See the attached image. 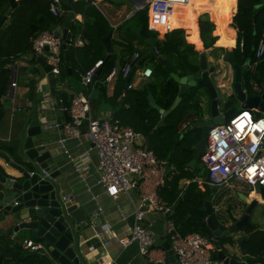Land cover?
I'll use <instances>...</instances> for the list:
<instances>
[{"label": "crops", "instance_id": "1", "mask_svg": "<svg viewBox=\"0 0 264 264\" xmlns=\"http://www.w3.org/2000/svg\"><path fill=\"white\" fill-rule=\"evenodd\" d=\"M92 2H95V4ZM78 3L82 4V10H77ZM191 3H193L194 6L198 4L204 5L208 3V0H189V2L185 5L190 6ZM72 5H74V9H72V24L76 25L77 31L74 35L72 34L71 41L73 43L74 39L79 37L86 41L87 44L82 47H74L72 44L70 45L69 53L71 63L73 58L76 61L71 67L72 75H69L67 72L66 65V72L68 75L67 79L60 81L59 76L57 77L56 90L67 93L68 103L73 94L82 91L80 76L77 77V75L83 73L86 62H90L95 58H98L99 60L101 57L106 58L107 53L105 52V47L102 44L103 37L112 34L111 55L115 54L117 56L115 67L120 68L131 56L128 55L126 56V59H123L121 55L122 50L129 44L130 38L132 36V33L130 34L129 29H133L132 26L139 24L136 19L137 14H132L134 3L130 12V14H132L131 16L124 12V9L127 7L118 4L116 0H77L73 1ZM179 9L185 8L178 6L173 9L172 14L168 18L169 28L172 29V31L175 29L183 30L185 40V31L192 32V37L190 36L188 42L186 41V43L192 46V49L198 53V58L200 53H205L206 62L209 67L215 68V72L210 74L209 77L216 89L219 100L218 106L222 108L224 102L231 94L230 84L234 78L232 65L227 62L229 52H233L235 63L238 64L236 54L234 53V50L236 49L237 34L236 31L231 27L232 20L236 12V1L231 0V3L226 9L227 13L224 16L214 19L209 13H203L199 15L196 18L197 24L194 29H183L184 22L182 21V18L179 14ZM190 10L193 11L192 8ZM197 11L198 10L194 9V12L197 13ZM202 15L208 16L207 20L213 24L211 36L217 38L213 46L207 49L204 47V43L200 35L202 30ZM173 16L178 20L177 23L173 22ZM222 19L225 23L223 33L221 31ZM64 21L65 19L56 26L62 28ZM8 22L9 19H7L5 23ZM213 22L220 24L219 33L221 35V39L218 35H216V25ZM197 27L199 30V41L202 45L200 50L195 49V29ZM159 31H161V29H159ZM223 34L226 37L227 45H222ZM117 37L118 40H116ZM99 38L101 39L103 49L100 48L99 44L96 42V39ZM220 40L221 42L218 44ZM132 43L136 49L134 52H138L140 54L138 67L136 70L141 71L144 68L152 69V67L148 66L141 68V70L138 69L142 64L139 63V61L146 53L150 51V47L148 50L144 51L142 45L139 44L141 42L138 38H133ZM255 48L256 45H252V53L250 57L240 64L242 69L245 71V74L241 77L242 84L244 83L245 75H252L248 70V63H251L250 61L254 57ZM32 56L33 53L29 50L17 57V59H15L8 66L10 69V77L6 93L1 99L3 116L0 120V144L3 146V149L0 151L8 153L9 151H7V148L12 147L13 143L18 137V134L32 121L33 117L35 116L39 121L42 130V134L39 135L38 138L44 137L45 144L50 150H52L54 164L60 171V175L62 177L60 184L62 187L63 197L75 205L82 207L85 214L90 219L95 216L92 221L94 226L98 227V229L94 232L87 231V235L85 238H83L84 240L82 242V250L86 257L85 264H145L146 262H164L168 252L166 246H170L169 238L165 232L166 222L168 219H170V217L167 214L151 210L150 208L145 209L143 219L140 222V225L148 229L153 237V247L150 250L148 256H141L137 243H132L126 248L120 247V245H118L115 240L110 241L107 246H103L101 244V242H104L111 235L121 237L127 234V227L133 225L134 213L141 204L139 191L137 189H133L127 193H121L116 198H111L105 193L104 188L99 184L98 153L86 135L88 128L87 121H83L82 125L78 128V136L68 137L65 139L63 144L61 143L62 139L65 137V126L69 122V119H67L65 116L64 111L57 107L54 98L51 96L46 75L43 74L41 77L38 74L36 70L37 63L32 60ZM79 60L81 63H79ZM150 61L157 62L155 58H151ZM74 72L77 75H75ZM262 73L264 75V72ZM260 74L261 72L257 71L256 75L258 76ZM134 78L135 77H131L129 81L133 85L131 90H126L128 81L122 79L119 76L114 77L110 82H101V84L104 86L103 95L100 92L101 88L98 87V83H100V81L97 78L95 85L96 93L92 95V86L89 89L91 97L89 112L90 118L92 120L118 119L123 126L134 129V127L139 124V119L137 118L135 109L136 105L133 103L134 92L141 91L149 83V81L152 80L153 73L151 79L148 81L139 82ZM124 91V100L122 103L118 104V99ZM196 93L197 95H203V98L202 100L200 99V109L197 114L192 117L190 116L191 120H193L192 122L201 121L203 119L206 120L210 116L208 103L209 98L207 97L208 94L204 89L198 88H196ZM231 107L235 109V114L241 111H249L241 110L240 105L237 102L231 103ZM147 111H150L149 104ZM251 112L253 113V110H251ZM165 118L162 120L160 115L158 125L154 128V130L164 126ZM195 130L199 129H190L186 134L191 136V131ZM143 137L145 146V140L149 137H145V135H143ZM177 145H179V143L174 145L173 151ZM148 150L152 151L158 159L165 161L167 163L168 169L173 168V165L169 166V163L166 159L158 157V154L149 149V141ZM77 167L81 168L79 173L76 171ZM0 169L3 172L1 174L10 182L13 179L16 181L19 180V173L7 165L1 158ZM186 170V173H188L194 169L187 168ZM169 180L170 179L165 181L164 186L160 188L157 193L163 205L171 208L170 215L173 214V206H171L170 201H175L173 200L175 196H179L182 193V190L190 183H195L198 186V189L203 194L202 199L205 200L209 196V194L206 192L207 185L203 184L206 179L196 180L195 178L192 180H189L188 178L179 180L177 187L169 191L171 197H168V195L163 196L161 193H165V185L169 182ZM195 180L203 183L198 184L195 182ZM223 190L228 195H234L236 193L246 195L247 202H250L251 199H254V195L251 192L252 188L243 183L235 182L231 187H225ZM201 209L200 211L204 214L205 221L207 219V215ZM105 226L111 227L112 232L110 234L103 232L102 229ZM220 226H223L225 230L230 227V222L225 220ZM252 229V233L254 234L256 232L264 233V224H252ZM248 232V229H245L233 236L234 241L232 242L231 251L238 253V244L240 239L248 237ZM9 239L11 240V238ZM24 240H31L35 242L32 237L23 236L22 238L17 239L16 244L22 246ZM1 251L2 250H0V252ZM214 251L216 253L215 248ZM0 257V264H4L5 260L10 259L9 256H6L2 253H0Z\"/></svg>", "mask_w": 264, "mask_h": 264}, {"label": "water", "instance_id": "2", "mask_svg": "<svg viewBox=\"0 0 264 264\" xmlns=\"http://www.w3.org/2000/svg\"><path fill=\"white\" fill-rule=\"evenodd\" d=\"M61 1L66 11L63 27L60 28L52 24L50 31L62 39L63 58L67 65V72L72 75L69 53L72 39L70 28L73 22L72 0ZM18 3L19 0H9V9L0 20V28ZM133 13H135V7H133ZM139 34L150 45V51L141 58L139 63L155 58L168 75L166 80H173L179 86L177 98L167 111L156 105L152 94L148 91L149 110L158 111L163 120L179 106L184 95L190 89H204L208 94L209 118L194 121L190 127V129L200 130L201 139L191 146L195 155L187 163V168L194 169V165L200 159L210 128L227 123L236 115L231 103L237 102L241 110H253L255 118L264 115V83L260 87L252 85V87L244 89L241 77L245 71L242 66L235 63L233 52H229L227 57V62L232 65L234 71V78L230 84L231 94L224 102L223 107L220 108L216 89L209 77L215 72V68L209 67L205 53L199 54L197 71L192 72L185 69L184 73L179 75L174 73L157 53L156 45L165 42V37H151L144 25ZM111 40L112 34L102 39L107 53L103 64L111 57ZM32 60L37 63L38 74L41 77L43 74L46 75L51 96L57 107L64 111L70 121L67 113L69 105L67 93L56 90L57 78L50 73V67L42 57L33 55ZM100 69L92 83V95L96 93L95 85ZM198 96L202 100L203 95ZM41 134L39 121L34 116L32 121L18 134L12 147L7 148L9 152L0 151V158L20 175L19 180L12 183L0 173V242H6L11 238L10 242L17 246L18 238L30 236L41 245V250L33 253L34 257L38 259L36 264H85L86 257L82 250V242L87 231L94 232L98 229L92 221L95 216L90 219L82 207L63 197L60 171L54 164L52 150L45 144L44 137L38 138ZM148 141L149 138H146L145 150H148ZM178 143L179 141L176 144ZM223 189V187L207 185L206 192L209 196L205 200L202 198L199 200L203 205L201 210L207 215V219L200 222L199 225L207 227L212 232L213 246L216 250L213 258L223 261L224 264H264V245L259 247L253 244L251 248H247L245 239H240L238 253L231 251L233 236L236 233L251 229L252 224H264V187L255 186L252 188L254 199H251L250 202H247L246 195L241 193L228 195ZM213 217L220 225L225 220L229 221L230 227L221 230L220 225L217 226L213 222ZM225 238L232 239V242H222V239ZM166 249L168 252L164 262H146L145 264H179L177 256L169 245L166 246Z\"/></svg>", "mask_w": 264, "mask_h": 264}, {"label": "built area", "instance_id": "3", "mask_svg": "<svg viewBox=\"0 0 264 264\" xmlns=\"http://www.w3.org/2000/svg\"><path fill=\"white\" fill-rule=\"evenodd\" d=\"M73 1L77 0H72V3ZM131 1L134 3L135 12L146 8L147 30L158 34L161 29L164 35L172 32L168 18L174 6L189 2V0ZM48 12L55 19H62L66 15L61 0H50ZM71 44L74 47H82L87 42L78 37L73 43L71 41ZM62 45V39L49 30L39 33L31 40V52L45 60L50 67V73L56 78L60 74L62 63ZM263 55L264 43L260 40L256 43L254 62L248 63L251 74H255ZM139 58L138 52L132 53L120 68L113 67L105 81L110 82L119 76L128 81L126 90L133 88L129 82L131 77H135L134 79L139 82L148 81L152 76V69L136 70ZM102 65L103 61L98 60L79 75L82 91L73 94L69 101L67 113L70 121L65 126V137L61 143L63 144L68 137L78 136V128L83 121H87L86 135L98 153L99 184L105 193L111 198H116L121 193L137 189L141 199L140 207L134 213V223L127 227V234L121 237L111 235L101 244L107 246L110 241L115 240L120 247L126 248L132 243H137L141 256H148L153 247V237L140 222L146 208L170 215L171 208L163 205L157 192L169 179L172 169H168L167 163L158 159L152 151L145 150L144 137L141 133L123 126L118 119L90 118L89 89ZM124 97L125 91L118 101H123ZM192 121L190 117H185L178 123L177 134L180 138L190 129ZM199 160L205 168L206 180L204 183L195 180L198 184L225 188L237 182L251 188L264 187V115L255 118L251 110L241 111L227 123L211 127ZM80 170V167L76 168L78 173ZM11 182L15 183L16 180L13 179ZM102 230L107 234L112 232L110 226H105ZM165 232L169 238L170 249L177 256L179 264H224L223 261L213 258L215 251L212 239L199 233L182 235L171 219L166 222ZM22 247L30 254L41 250V245L31 240H24Z\"/></svg>", "mask_w": 264, "mask_h": 264}, {"label": "trees", "instance_id": "4", "mask_svg": "<svg viewBox=\"0 0 264 264\" xmlns=\"http://www.w3.org/2000/svg\"><path fill=\"white\" fill-rule=\"evenodd\" d=\"M50 0H19V3L12 9L9 16V22L4 23L0 28V120L3 116L1 99L6 93L10 69L9 65L17 59L20 55L27 51H31V40L35 38L39 33L49 30L50 25L60 24L64 19H55L48 12ZM236 12L232 20L231 27L236 31L237 42L234 53L236 54L238 64L240 65L246 61L252 53V45L262 40L264 43V0H235ZM231 0H208V3L204 5L198 4L197 13L191 10L188 5H181L179 14L184 22L183 29H194L193 15L198 17L203 13H209L212 18H217L226 15ZM74 9V5H72ZM9 9V0H0V20L4 16L5 12ZM147 15V14H146ZM186 15H189L186 17ZM147 22V21H146ZM173 22L177 23L178 20L173 16ZM214 23V22H213ZM216 25V35L221 39L219 33L220 24ZM144 24H135L133 29H129L132 35L129 44L122 50L121 55L123 59L126 56L131 55L136 50L133 45V38H138L142 45L143 50L149 49V43L139 34L141 27ZM147 27V23L144 25ZM201 27V26H199ZM71 33L74 35L77 31V27L71 24ZM185 31V30H184ZM213 31V24L208 20L203 22L201 30V39L204 43V47L207 49L212 47L217 38L211 36ZM150 31H148L149 33ZM186 41L189 37H192V32L185 31ZM157 34L151 35L156 37ZM144 39L143 41L141 40ZM165 42H160L156 45V50L159 56H161L166 64L176 74L182 75L185 69H189L192 72L197 71V58L198 53L192 49V46L188 45L184 39L183 30L175 29L169 36L165 35ZM93 42V41H91ZM99 47L103 49L101 39H96ZM221 40L218 42V44ZM242 44V47L240 45ZM98 58L93 59L90 62H86L84 71L91 67ZM103 62L105 57H101ZM254 57L251 59V63L254 62ZM61 74L59 80L64 81L68 75L66 72V63L63 59V51L61 54ZM125 61V60H124ZM75 59H72V64L75 63ZM117 62V56L112 54L110 59L104 63L100 68L98 75V87L101 88L103 95V85L101 82H105L106 77L109 75L113 67ZM127 62V61H126ZM125 62V63H126ZM79 63L80 60H79ZM158 64V68H153V78L149 83L141 90L134 92V104L136 109L137 118L139 124L134 127V130L142 133L145 137H149V149L153 150L157 156L166 159L169 166L173 165L171 174H169V182L165 185V193H161L163 196L168 195L171 197L170 190L177 187L179 180L186 179V165L189 163L195 155V152L191 150V146L201 139V132L199 130L191 131V136L186 133L182 138L177 134V125L185 117H192L197 114L200 109V98L196 93V88L190 89L183 97L179 106L173 110L164 121V126L154 130L158 125L160 115L156 110H148V97L147 91H149L156 105L160 109L168 110L177 98L179 87L173 80L166 81L168 75L164 71L163 67ZM179 73H178V72ZM257 71H260V75H256ZM264 55L258 63L255 74H247L244 77L243 88L247 89L256 85L260 87L264 83ZM75 75H77L74 72ZM79 77V75H77ZM124 100V99H123ZM123 101H118V104ZM179 141V145L173 151L174 145ZM3 146L0 144V150ZM178 172V173H176ZM0 173H3L0 169ZM184 173V174H182ZM194 177L190 178L192 180ZM200 198H203L202 192L198 189L195 183H190L182 190V193L175 196L170 201L173 206V214L169 215L173 220L175 227L183 234L199 233L210 240L213 239L212 232L207 227H201L200 222L204 221V214L200 211L202 204L199 202ZM213 222L219 226L215 217ZM221 230H224L223 226H219ZM252 228L248 229V237H245V246L251 248L253 244L262 247L264 245V233L256 232L252 233ZM222 242H232V239H222ZM0 253L9 256V260H5L4 264H36L38 259L33 254L26 252L23 247L13 245L10 241L0 242Z\"/></svg>", "mask_w": 264, "mask_h": 264}, {"label": "rangeland", "instance_id": "5", "mask_svg": "<svg viewBox=\"0 0 264 264\" xmlns=\"http://www.w3.org/2000/svg\"><path fill=\"white\" fill-rule=\"evenodd\" d=\"M116 2L122 6H125L127 7L126 9H124V12L127 13L128 15H130V12H131V8L133 7V3L131 0H116ZM82 4L81 3H78L77 5V10H82ZM194 9L198 10V5L194 6ZM187 10H190V9H187ZM123 11V10H122ZM137 15H136V19H137V22L138 23H141V24H146L147 22V18H148V12L146 10V8L144 9H140L138 10L137 12H135ZM134 13V14H135ZM147 14V15H146ZM189 15H186V17H188ZM189 18V17H188ZM208 19V16L207 15H202L201 17V22H202V25H203V22H205L206 20ZM171 33V32H170ZM150 36L151 35H155V33L153 32H149ZM167 36H169V33L166 34ZM201 35V34H200ZM157 37H164V33L162 34H159L157 35ZM116 40H118V37L116 38ZM121 40V39H120ZM141 40L143 41L144 39L141 38ZM122 41V40H121ZM186 41V40H185ZM123 42V41H122ZM138 44V43H137ZM150 59H147L145 62H143L141 65H140V68H138L139 70H141V68H144L145 66H148V67H152L153 68H158V64L157 62H151ZM238 108V107H237ZM184 174V173H182ZM186 174V178L190 179L192 177H194L196 180L197 179H200V180H205L206 179V171H205V168L202 166L200 160H198L195 164V167H194V170L193 171H190L188 173H185Z\"/></svg>", "mask_w": 264, "mask_h": 264}, {"label": "bare ground", "instance_id": "6", "mask_svg": "<svg viewBox=\"0 0 264 264\" xmlns=\"http://www.w3.org/2000/svg\"><path fill=\"white\" fill-rule=\"evenodd\" d=\"M178 6H181V5H175L174 8L178 7ZM190 8H192V10L194 11V4L193 3L190 4ZM222 16H224V11L222 12ZM196 18H197V16H196V14H194L193 15L194 28L196 27V24H197ZM224 27H225V23H224V20L222 19V28H221L222 33L224 32ZM162 33H163V30H161L159 34H162ZM222 45H227V40H226V37H225L224 34H223ZM201 47H202V45H201V43L199 41V30H198V27H197L195 29V49L196 50H200Z\"/></svg>", "mask_w": 264, "mask_h": 264}, {"label": "clouds", "instance_id": "7", "mask_svg": "<svg viewBox=\"0 0 264 264\" xmlns=\"http://www.w3.org/2000/svg\"><path fill=\"white\" fill-rule=\"evenodd\" d=\"M147 28V27H146ZM154 33V32H153Z\"/></svg>", "mask_w": 264, "mask_h": 264}]
</instances>
